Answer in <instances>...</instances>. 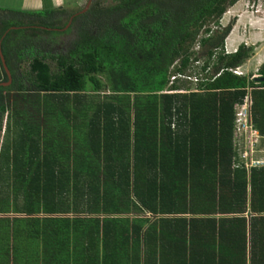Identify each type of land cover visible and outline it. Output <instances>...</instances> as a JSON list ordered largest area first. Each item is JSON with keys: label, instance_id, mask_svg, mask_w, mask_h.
<instances>
[{"label": "trees", "instance_id": "trees-1", "mask_svg": "<svg viewBox=\"0 0 264 264\" xmlns=\"http://www.w3.org/2000/svg\"><path fill=\"white\" fill-rule=\"evenodd\" d=\"M239 1L94 0L59 54L66 24H3L0 264H264V166L236 133L250 95L264 138V63L236 74L253 48L221 25Z\"/></svg>", "mask_w": 264, "mask_h": 264}, {"label": "rangeland", "instance_id": "rangeland-1", "mask_svg": "<svg viewBox=\"0 0 264 264\" xmlns=\"http://www.w3.org/2000/svg\"><path fill=\"white\" fill-rule=\"evenodd\" d=\"M70 3V7H74L75 13L82 12L89 0H80V5L77 4L76 0H68ZM104 5H108L105 3ZM91 8V7H90ZM89 8V9H90ZM88 9V11H89ZM72 11V10H71ZM70 11V12H71ZM87 11V12H88ZM41 11L40 13H42ZM85 12V13H87ZM41 18L45 20L52 18V13H43ZM63 21V20H61ZM62 23L60 22V25ZM222 28L232 27L233 30L226 39L225 42V50L226 52L234 53L238 50L241 45H245L248 48H253L251 58L241 67H238V73L240 76H248L251 80H260V69L262 64L264 63V0H240L233 8H231L223 17L221 21ZM71 28V27H70ZM73 30V29H72ZM75 32H68L67 35H59L57 36L58 44L54 46L55 54L64 53L62 50L68 52L71 48V44L73 41L77 39V27H74ZM65 43V44H64ZM197 48V47H196ZM47 49H39L37 51H30L31 53H39L40 55H44ZM53 51V52H54ZM52 52V53H53ZM21 72H26L28 70L27 63L21 66ZM21 97V96H20ZM18 95L8 94L7 95V103L12 106L13 109L20 110L23 109L26 105L22 103H17ZM22 112H28L31 115L36 113H31L29 108L23 109ZM6 123L7 117L5 116L3 122V131L0 136V145L3 141V137L6 131ZM260 145H258V150L249 152L251 157L248 160L252 162H262V164L255 165L264 166V138L261 137ZM238 144L241 149H239V155L241 160L245 162V159H242V154L245 152L246 144L243 138L238 137ZM248 145V144H247ZM249 149V146H247Z\"/></svg>", "mask_w": 264, "mask_h": 264}, {"label": "crops", "instance_id": "crops-1", "mask_svg": "<svg viewBox=\"0 0 264 264\" xmlns=\"http://www.w3.org/2000/svg\"><path fill=\"white\" fill-rule=\"evenodd\" d=\"M76 2L78 5H80L79 3H81L80 0H76ZM41 11L43 12L40 13ZM44 12L45 13L53 12L52 18H49L47 20L41 18V15ZM74 14H75L74 7L73 8L70 7V3L68 0H0V30L2 29L3 24H7L9 22H14V23L22 22V25L18 27L13 26L11 29L12 30H16L19 28L24 29L27 30L25 34H29L30 36L36 35L34 36L36 38L44 37L51 40L53 37L50 35V33L53 32L59 33V30L56 29L58 31L57 32L52 28L41 26L42 23L50 24L55 22L58 26H64L66 24L67 27L65 29H62L60 32L62 33V31H66L70 27L69 24L67 23L72 18V16H74ZM29 22L31 24H28ZM60 22L62 23L61 25ZM57 36L54 37L56 41L58 39ZM0 51H1V44H0ZM247 228L249 229L248 216H247ZM259 228L261 229L262 226H260ZM193 242L194 243L199 242V239L197 238L196 242L195 241Z\"/></svg>", "mask_w": 264, "mask_h": 264}, {"label": "built area", "instance_id": "built-area-1", "mask_svg": "<svg viewBox=\"0 0 264 264\" xmlns=\"http://www.w3.org/2000/svg\"><path fill=\"white\" fill-rule=\"evenodd\" d=\"M234 72L238 73V69H235ZM188 79L184 76H181V74H177V76H174L172 78L173 81L177 79ZM251 106H252V98L250 95H248L245 100L244 104L241 105L238 108L237 111V122H236V133L239 138H243L246 144L245 152L242 154V159H245V166L247 168L253 167L255 165L262 164V162H252L251 160H248L249 152L252 154L255 150H258V145H260L261 140V133L254 128L252 124V113H251ZM247 146H249V149H247ZM264 163V161H263Z\"/></svg>", "mask_w": 264, "mask_h": 264}, {"label": "water", "instance_id": "water-1", "mask_svg": "<svg viewBox=\"0 0 264 264\" xmlns=\"http://www.w3.org/2000/svg\"><path fill=\"white\" fill-rule=\"evenodd\" d=\"M93 2H94V0H89V1H88V4H87V6H86V8H85L82 12H80V13L83 14V13L87 12L88 9L91 7V5H92ZM0 57H1V60H2L3 66H4V68H5V71H6V74H7V78H8V83H7V84H4V85H2V86H3V87H9V86L11 85V83H12V79H11V76H10L9 70H8L6 64H5V60H4V58H3V55H2V53H1V51H0Z\"/></svg>", "mask_w": 264, "mask_h": 264}, {"label": "flooded vegetation", "instance_id": "flooded-vegetation-1", "mask_svg": "<svg viewBox=\"0 0 264 264\" xmlns=\"http://www.w3.org/2000/svg\"><path fill=\"white\" fill-rule=\"evenodd\" d=\"M76 23V13L74 14V16H72V18L69 20L68 24L69 26L73 29V33L75 32L74 30V27H75V24ZM77 26V25H76ZM62 30V29H61ZM72 33V32H71ZM64 35V34H63ZM67 35V34H66Z\"/></svg>", "mask_w": 264, "mask_h": 264}]
</instances>
